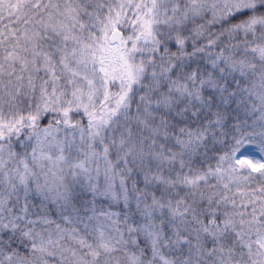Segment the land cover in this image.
Instances as JSON below:
<instances>
[{"label":"snow or ice","instance_id":"1","mask_svg":"<svg viewBox=\"0 0 264 264\" xmlns=\"http://www.w3.org/2000/svg\"><path fill=\"white\" fill-rule=\"evenodd\" d=\"M0 264H264V0H0Z\"/></svg>","mask_w":264,"mask_h":264}]
</instances>
